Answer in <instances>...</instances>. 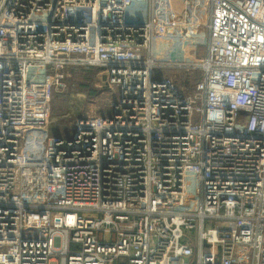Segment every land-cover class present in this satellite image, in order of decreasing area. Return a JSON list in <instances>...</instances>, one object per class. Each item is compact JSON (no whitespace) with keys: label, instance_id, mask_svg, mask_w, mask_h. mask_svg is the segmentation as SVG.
<instances>
[{"label":"built area","instance_id":"obj_1","mask_svg":"<svg viewBox=\"0 0 264 264\" xmlns=\"http://www.w3.org/2000/svg\"><path fill=\"white\" fill-rule=\"evenodd\" d=\"M73 68L112 114L46 135ZM0 264H264V0H0Z\"/></svg>","mask_w":264,"mask_h":264},{"label":"rangeland","instance_id":"obj_2","mask_svg":"<svg viewBox=\"0 0 264 264\" xmlns=\"http://www.w3.org/2000/svg\"><path fill=\"white\" fill-rule=\"evenodd\" d=\"M185 44L191 46L194 43L190 41H155V60L157 62H165L166 60L184 61V55L186 53V48H184ZM194 52V50H191L189 53L194 55ZM163 72L166 75H172L175 73L173 71L170 72L169 70H164ZM92 76L93 78L90 82V86L93 89L97 90V94L93 97H88L87 94L83 91V89L77 88L76 86H74L73 88L72 84L69 85V83L66 82V87L62 90V92L66 94V97L62 103L60 102L58 104L57 101L56 104H58V106H56L53 103L54 94L52 93L47 116L49 122L46 128V135H56L55 133H57L61 137L65 138L67 137V135H69V133L73 131V125L80 117L99 116L107 110L113 97V91L108 85L107 77L101 70H96ZM182 76V72L176 73V79L179 83V79ZM111 114L112 110L108 109V115ZM47 144L48 140L44 136H35L27 140L26 146L28 147V149H31L34 158L39 159L43 156L47 148Z\"/></svg>","mask_w":264,"mask_h":264},{"label":"trees","instance_id":"obj_3","mask_svg":"<svg viewBox=\"0 0 264 264\" xmlns=\"http://www.w3.org/2000/svg\"><path fill=\"white\" fill-rule=\"evenodd\" d=\"M184 48H186V53L184 55V61L194 62V61H199L202 59L201 57H203V54L205 53L206 46L204 44L194 43L191 46L185 44ZM191 50L195 51L194 55L189 53ZM96 70L98 69L96 68L69 69L67 71L68 75H67L65 83L68 82L69 85L72 84L73 88L74 86H76L77 88L83 89V91L87 94L88 97H93L97 94V90L93 89L90 86V82L93 78L92 75L95 73ZM182 73H183V76L180 77L181 84L188 91H192L195 88L196 84L202 79L201 71H192V72L188 71V72H182ZM170 75L171 74H168V76ZM53 94H54L53 103L56 106H58L60 102L62 103L66 97V94L63 93L62 90H55ZM57 101H58V104H56ZM104 114H108V108L102 115Z\"/></svg>","mask_w":264,"mask_h":264},{"label":"crops","instance_id":"obj_4","mask_svg":"<svg viewBox=\"0 0 264 264\" xmlns=\"http://www.w3.org/2000/svg\"><path fill=\"white\" fill-rule=\"evenodd\" d=\"M55 134H57V133H55Z\"/></svg>","mask_w":264,"mask_h":264}]
</instances>
